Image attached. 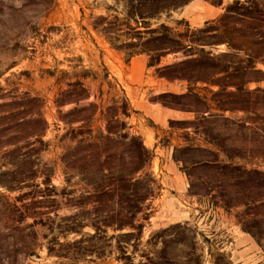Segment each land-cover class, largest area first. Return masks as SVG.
<instances>
[{"label":"rangeland","instance_id":"obj_1","mask_svg":"<svg viewBox=\"0 0 264 264\" xmlns=\"http://www.w3.org/2000/svg\"><path fill=\"white\" fill-rule=\"evenodd\" d=\"M161 2L0 0V264H264V27L224 18L264 8ZM188 26L195 55L171 40ZM205 55L208 82L161 76ZM124 96L156 183L120 227L132 191L96 153L135 144L96 138Z\"/></svg>","mask_w":264,"mask_h":264},{"label":"trees","instance_id":"obj_2","mask_svg":"<svg viewBox=\"0 0 264 264\" xmlns=\"http://www.w3.org/2000/svg\"><path fill=\"white\" fill-rule=\"evenodd\" d=\"M161 4L159 6L160 11L168 10V9H177L185 4H187L191 0H161ZM211 1V3L216 5H221L223 3V0H207ZM260 4L264 8V0H259ZM259 6V5H258ZM245 8V7H244ZM254 12L250 11L248 8H245V10L241 8L234 7V5H231L228 7V9L225 12L224 18L230 19L232 17H238V20H235L234 23L239 24L246 20H257L259 23V26L262 25L264 27V9L259 11L258 16L252 15ZM136 16L145 18V14L137 13ZM148 17H152L149 15ZM237 26V25H236ZM236 31L237 28H235ZM192 31L191 27L188 26L185 33H179L176 35V39H171L175 41L177 44L181 46V49H188L191 52H188L187 55H195L194 53V44L196 43L194 40L191 39L190 32ZM203 31V29H201ZM261 38H264V32L260 33ZM169 39L167 37H160L158 40L162 41V45H164L162 48L161 53L153 52L149 48H145L146 50H143V52H147L150 56V61L148 63V66H153L155 64H159L161 62V59L163 56H165V52L173 50L175 48H172V46L165 44L167 43L165 40ZM238 48V47H236ZM175 52L179 50H174ZM186 51V50H185ZM204 52L205 50H201ZM183 53H185L183 51ZM128 56H133L134 54H138L137 51L132 50L131 52L127 53ZM208 60H211V56L205 55L202 58H189L182 60L178 63L166 65L163 67V69L170 70L171 73H165L162 74V77H165L169 80H184L187 82H208L207 73H209V68L213 69V66L208 65ZM89 75L85 74L83 75V78H88ZM81 85L83 86L84 83L81 82ZM123 91V89H121ZM124 92V91H123ZM173 96H177L176 94H173ZM184 96V95H181ZM125 98V106H120L113 118V121H109L105 131H102L100 134V137H97V141L99 143H102L103 140H109V141H115L116 144H120L132 140L134 142V145H130V148H126L125 150H119V147H116L114 150H107L106 148L99 147V152L96 153V159L98 162L101 163V165L106 166L107 164H115L113 169L119 171L120 173L116 175V184H117V190L120 192L117 195H119V199L124 201L122 194L123 192L126 193V191H132L129 194L130 198V220H118L119 222H116V224L120 227L124 225L129 226H135V217L141 212V208L144 205V203L149 199V197L152 195V186L155 185V179L148 175H142L140 174L142 171H144L149 163L152 160V153L147 149V147L144 145L141 138L136 136H130L129 133L125 132V129L127 127V124L124 120H122V117H128L130 116V110L127 107V103H129L126 96ZM124 103V104H125ZM86 110V108H84ZM135 111V110H134ZM106 117V116H105ZM176 160H178L176 158ZM123 168V170H122ZM107 166L104 168V172L107 170ZM187 174L190 176V173L187 172ZM146 180V187H143L142 182H145ZM142 186V187H141ZM147 191L146 194H143V191ZM140 227V225H138ZM259 241V238H257Z\"/></svg>","mask_w":264,"mask_h":264}]
</instances>
